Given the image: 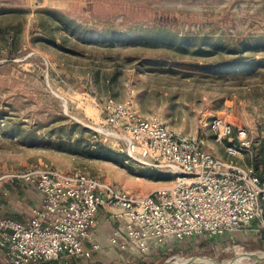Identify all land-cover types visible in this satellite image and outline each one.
Listing matches in <instances>:
<instances>
[{
    "label": "rangeland",
    "instance_id": "obj_1",
    "mask_svg": "<svg viewBox=\"0 0 264 264\" xmlns=\"http://www.w3.org/2000/svg\"><path fill=\"white\" fill-rule=\"evenodd\" d=\"M128 101L222 157L212 121L246 129L243 161L264 177V0H0V211L29 218L38 193L7 176L37 166L133 194L168 186L113 133V106ZM263 231L255 221L143 257L87 249L73 264H230L264 254Z\"/></svg>",
    "mask_w": 264,
    "mask_h": 264
},
{
    "label": "built area",
    "instance_id": "obj_2",
    "mask_svg": "<svg viewBox=\"0 0 264 264\" xmlns=\"http://www.w3.org/2000/svg\"><path fill=\"white\" fill-rule=\"evenodd\" d=\"M108 122L133 159L167 171L172 182L133 194L82 170L37 166L9 175L32 187L40 203L23 221L0 211L2 264L79 259L88 247L143 257L189 239L247 231L255 221L264 227V179L243 161L252 145L246 129L212 121L222 157L141 114L131 101L114 105ZM102 210L114 223L105 245L94 231Z\"/></svg>",
    "mask_w": 264,
    "mask_h": 264
},
{
    "label": "crops",
    "instance_id": "obj_3",
    "mask_svg": "<svg viewBox=\"0 0 264 264\" xmlns=\"http://www.w3.org/2000/svg\"><path fill=\"white\" fill-rule=\"evenodd\" d=\"M38 202L40 203V199L38 200ZM113 228L114 223L109 219V213H107L105 210H102L100 212V216L97 219L96 227L94 229L98 241L105 245ZM87 249H89V247ZM0 263H2L1 254Z\"/></svg>",
    "mask_w": 264,
    "mask_h": 264
},
{
    "label": "bare ground",
    "instance_id": "obj_4",
    "mask_svg": "<svg viewBox=\"0 0 264 264\" xmlns=\"http://www.w3.org/2000/svg\"><path fill=\"white\" fill-rule=\"evenodd\" d=\"M255 258H264V254H256V253H252L249 254L247 257H245L242 261H232L230 264H245V263H249L251 260L255 259ZM185 260H179L178 262H184ZM188 262L194 263V264H210V263H203V262H199L196 260H188Z\"/></svg>",
    "mask_w": 264,
    "mask_h": 264
},
{
    "label": "trees",
    "instance_id": "obj_5",
    "mask_svg": "<svg viewBox=\"0 0 264 264\" xmlns=\"http://www.w3.org/2000/svg\"><path fill=\"white\" fill-rule=\"evenodd\" d=\"M256 171L258 172V174L264 179L263 175L260 174L259 172V168L258 166L255 167ZM21 221V220H18ZM261 240L264 241V231L261 233ZM78 259H74V258H69V257H62L59 260H54V261H50V262H46L43 264H73L75 263V261L77 262ZM2 264V263H0Z\"/></svg>",
    "mask_w": 264,
    "mask_h": 264
},
{
    "label": "water",
    "instance_id": "obj_6",
    "mask_svg": "<svg viewBox=\"0 0 264 264\" xmlns=\"http://www.w3.org/2000/svg\"><path fill=\"white\" fill-rule=\"evenodd\" d=\"M256 261H264V258H255Z\"/></svg>",
    "mask_w": 264,
    "mask_h": 264
}]
</instances>
